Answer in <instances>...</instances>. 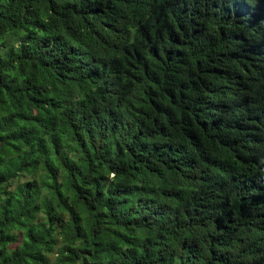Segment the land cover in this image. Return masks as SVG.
<instances>
[{"label":"trees","instance_id":"trees-1","mask_svg":"<svg viewBox=\"0 0 264 264\" xmlns=\"http://www.w3.org/2000/svg\"><path fill=\"white\" fill-rule=\"evenodd\" d=\"M261 19L0 2V264H264Z\"/></svg>","mask_w":264,"mask_h":264},{"label":"clouds","instance_id":"clouds-1","mask_svg":"<svg viewBox=\"0 0 264 264\" xmlns=\"http://www.w3.org/2000/svg\"><path fill=\"white\" fill-rule=\"evenodd\" d=\"M0 2H3V0H0ZM245 3H248V0H245ZM255 3H253L251 6H250V9L251 10H254L255 9ZM259 24L260 25H264V19H261L260 21H259Z\"/></svg>","mask_w":264,"mask_h":264}]
</instances>
